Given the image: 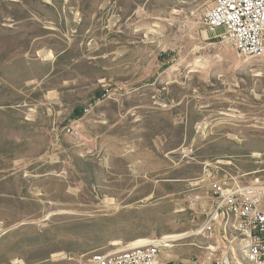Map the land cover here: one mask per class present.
Returning a JSON list of instances; mask_svg holds the SVG:
<instances>
[{
    "label": "rangeland",
    "instance_id": "1",
    "mask_svg": "<svg viewBox=\"0 0 264 264\" xmlns=\"http://www.w3.org/2000/svg\"><path fill=\"white\" fill-rule=\"evenodd\" d=\"M210 4L0 0V264L158 238L163 261L213 258L197 197L264 184V55L207 33Z\"/></svg>",
    "mask_w": 264,
    "mask_h": 264
},
{
    "label": "built area",
    "instance_id": "2",
    "mask_svg": "<svg viewBox=\"0 0 264 264\" xmlns=\"http://www.w3.org/2000/svg\"><path fill=\"white\" fill-rule=\"evenodd\" d=\"M205 31L229 44L243 56L264 55V0H211L204 14ZM264 184L258 181L242 184L226 174L211 183L210 194L198 196L207 200L204 219L195 234L218 231L219 242L208 248L213 255L207 264H264ZM234 233L239 240L242 260L236 259L232 245H226ZM230 241V240H229ZM166 239H148L145 243L117 251H90L84 264H183L161 260Z\"/></svg>",
    "mask_w": 264,
    "mask_h": 264
},
{
    "label": "trees",
    "instance_id": "3",
    "mask_svg": "<svg viewBox=\"0 0 264 264\" xmlns=\"http://www.w3.org/2000/svg\"><path fill=\"white\" fill-rule=\"evenodd\" d=\"M165 55H167V53L161 54V59H160L161 61L164 59ZM100 95H101V92H99V91H97L95 93V96H100ZM83 112H84V108L81 106H77L73 109V112L71 113L70 118L71 119L79 118L83 114ZM99 226H101V225H99ZM127 238L128 237L123 236L122 241L126 243L127 241L131 240V238L130 239H127Z\"/></svg>",
    "mask_w": 264,
    "mask_h": 264
},
{
    "label": "bare ground",
    "instance_id": "4",
    "mask_svg": "<svg viewBox=\"0 0 264 264\" xmlns=\"http://www.w3.org/2000/svg\"><path fill=\"white\" fill-rule=\"evenodd\" d=\"M163 239H166V238H163ZM168 239H166L167 241ZM147 240L146 239H140V240H137L135 241L134 245H138V244H142V243H145ZM166 245H169L168 243Z\"/></svg>",
    "mask_w": 264,
    "mask_h": 264
},
{
    "label": "crops",
    "instance_id": "5",
    "mask_svg": "<svg viewBox=\"0 0 264 264\" xmlns=\"http://www.w3.org/2000/svg\"><path fill=\"white\" fill-rule=\"evenodd\" d=\"M206 201L208 202V199ZM160 259L163 260V254L162 253H160Z\"/></svg>",
    "mask_w": 264,
    "mask_h": 264
}]
</instances>
